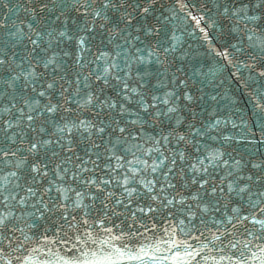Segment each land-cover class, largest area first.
I'll list each match as a JSON object with an SVG mask.
<instances>
[{"label":"snow or ice","instance_id":"snow-or-ice-1","mask_svg":"<svg viewBox=\"0 0 264 264\" xmlns=\"http://www.w3.org/2000/svg\"><path fill=\"white\" fill-rule=\"evenodd\" d=\"M0 264H264V0H0Z\"/></svg>","mask_w":264,"mask_h":264}]
</instances>
